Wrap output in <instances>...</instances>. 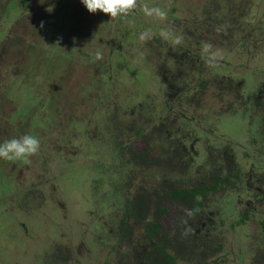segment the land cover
I'll list each match as a JSON object with an SVG mask.
<instances>
[{"label":"flooded vegetation","instance_id":"1","mask_svg":"<svg viewBox=\"0 0 264 264\" xmlns=\"http://www.w3.org/2000/svg\"><path fill=\"white\" fill-rule=\"evenodd\" d=\"M31 1L20 0L12 7V5L8 6L9 0H0V34L5 32L2 37L0 36V107L1 110L5 109L4 112L7 111L10 126L13 127L18 119H11L15 110V100L8 96L6 90L14 78L19 77L35 87H40L42 82L45 84L51 82V85L49 90H44V92L48 91L46 97L39 98L40 102L34 107L33 112L37 116V121H30L29 126L20 119L14 132L12 129L0 131V142L24 135L36 136L40 141L36 157L46 158L50 163L54 157L53 148L48 149L50 153L46 157L44 149L47 147L45 146L47 138L44 136L47 133L57 134L56 138L62 135L65 139L60 145L61 153L69 154V157L71 151L73 154H79L80 150L77 152L73 148L71 150L69 145L74 147L79 135L89 132L86 133L88 131L86 128V131L72 133L74 111L70 110L67 113V122L64 123L60 119L63 118L65 110L60 106L75 107L93 101L89 105H93L104 117L107 113L104 105L109 99L101 88L105 83L108 84L107 90L115 88L121 92L129 91L126 95L122 93L118 103L110 102V105L118 108V113L115 115V131L110 132L113 136L120 137L118 139L121 143L120 147L122 144H127L122 149L119 148L121 160L125 155L132 157V152L127 150L136 151L135 140L140 137L141 142H146V146L144 149L137 146L136 152L149 150L154 154L156 150V153L165 157L169 155L168 149L172 148L173 154H177L173 162L170 160L171 156H168L161 159L162 163H158L159 167L163 168L161 170L166 171L170 177L165 178L163 182L165 186L169 183L178 187L199 186L209 183L208 181L212 179L211 182L217 188L215 192L213 189L210 190L212 191L210 194H196V199L202 207L196 211L182 199L166 197L165 200H161L162 195L154 192L151 194L153 200H150V207H154L153 210H145L141 206V209L129 211L123 208V201L134 197L131 194H123L122 192L128 190V187L123 188L122 183L119 184L120 193L117 201L121 205L118 202L113 214L115 221L116 219L118 221L116 227L117 231H120L118 237L121 235L125 237L120 238L121 242L111 243L116 247L115 251L113 253L105 251L96 264H202V261H209L210 264H264V157L262 156L264 139L258 141L253 138L255 142L252 141L251 146L247 145L237 154L233 150L235 147L233 141L225 144L226 147H214L212 142L215 143L216 139L213 132L217 130L215 118L220 114L203 115L200 112L203 100L213 96L214 101H217L222 98L221 96L227 95V98H224L225 105L221 107L226 109L224 111L247 109L254 112V116L264 119V79L258 81L257 85L253 84L254 87H250L253 92L250 93L247 89L248 83L241 76L242 69L245 68L244 72H246V67H251L252 54L261 53V47L264 45V33L253 35L251 31L246 30L247 27L241 30V25L246 26L251 23L249 18L251 3L260 12L257 6L258 0H247L242 19L234 16L232 9L230 14H227V8L223 9L218 0H206L196 7L193 17L190 18L188 13L185 16L176 15L171 1L161 0L167 6V9L164 5L162 7L167 15L162 18L164 22L158 27L164 28L166 25L164 23L173 22L171 26L177 28L176 32L181 30L176 36L165 34L167 31L163 32L164 36L160 34L164 41L163 46L156 37L157 43L152 42L154 41L152 36L146 35L144 38L150 50L148 89L155 79L159 78L167 89L165 101L160 99V96L153 101L151 96L155 93L151 92L150 98L145 95L143 100L138 101L137 98L142 93L138 92L136 86L127 85L128 79H122L120 75L124 70H117L112 64L114 57L120 56L123 65L124 62L127 63L128 58L135 56L131 48L136 46V39L140 36L137 33H145L147 28L141 23L144 20L142 8L145 4L156 7L159 0H149V2L138 0V7L131 14L114 19H108L109 15L99 10L97 11L99 17L92 18L93 13H89L84 6L69 9L68 14L72 10L71 14L74 15L76 23L70 29L69 38L66 39L67 45H63L61 51L57 46L59 37L55 38V35H58L55 33L56 14L60 6L53 0L48 3ZM36 1L41 5H37ZM44 4L49 5L41 9ZM86 17L91 18L92 23H86ZM147 17V23L152 29L156 24ZM46 18L48 20L45 21ZM95 18L98 19L96 23H94ZM16 20L20 21V32L12 36L10 34L12 23ZM106 20L108 22L101 25L102 21ZM123 20L126 24H123ZM138 22L141 25L138 26ZM110 25H114V31L103 34L104 29L109 31ZM165 43L168 44L167 47ZM221 45H227L228 53L235 52L236 58L233 60L219 58ZM55 55L61 56L60 74L58 77L52 76V79L47 81L49 74H44L43 67L47 65L52 72ZM246 55L249 60L247 66ZM237 59H241L244 66L241 70L236 63ZM12 61L15 64L13 67ZM123 67L126 68L127 65ZM220 67L223 78L219 77ZM101 69L102 72H99ZM126 72L132 73L131 79L135 78L133 71ZM236 73L240 74L242 81L230 82L226 87L222 82L225 76L232 79ZM96 78L97 86L90 93L86 87ZM203 79L209 80V83L203 84ZM241 88L246 98H239ZM64 90H72L78 97L69 98ZM203 90L205 93L202 92ZM75 99L79 101L75 102ZM158 106H161V109H158ZM191 106H194L193 113L190 112ZM136 117L137 120H134ZM60 124H63L61 129ZM85 125L87 127L88 122ZM126 126L134 135L130 143L126 140L123 142L125 137L127 140L129 137L124 134ZM28 127L30 131H27ZM259 130L260 127H257L256 131ZM141 131H143L142 135ZM262 132L264 133V127ZM260 137L264 138V136ZM170 138L174 141L169 142ZM50 144H53V140H50ZM201 146L202 152L206 154L204 157L208 153L213 156L211 164L204 163V160L196 162L194 154ZM110 148L111 144L107 149ZM223 148L226 150L220 153ZM105 152L102 154L104 155ZM69 157L66 160L70 161ZM137 159L138 156L135 155V160ZM7 161L5 164H10V161ZM13 161L17 162V160ZM134 165L135 162H132V166ZM209 165L214 169L215 176L223 172L222 168L226 167L229 178L225 186L219 189L217 177L209 179L203 176L204 169ZM148 168L150 165H145L144 169ZM182 168L195 170L197 174L187 177L186 172H182ZM146 196L150 197V193ZM226 197L231 199L227 213L219 210ZM159 202L164 210L157 209L156 205ZM127 214L130 217H127ZM145 214L147 217H144ZM110 216L111 214L107 218ZM103 217L106 219L105 215ZM138 218H142V221ZM150 223H152L151 227ZM123 230L127 234L123 233ZM209 244L212 247H209ZM79 260L81 261L80 258Z\"/></svg>","mask_w":264,"mask_h":264},{"label":"rangeland","instance_id":"2","mask_svg":"<svg viewBox=\"0 0 264 264\" xmlns=\"http://www.w3.org/2000/svg\"><path fill=\"white\" fill-rule=\"evenodd\" d=\"M19 1L20 0H9L10 3H8V6L12 5V7H14L13 4L18 3ZM38 1L42 3L52 2V0ZM53 1L57 3L56 5L60 6V10L56 9L58 11L56 14L57 19L55 22V33L58 35H55V38L59 37L57 46H59V49L61 51L62 46L67 45L66 39L69 38L68 33L70 29L76 23L74 15L71 14L72 10L69 12V14L68 10L73 9L77 6L83 7V4L80 2V0ZM170 1L172 9L174 10V13L176 15L179 14L180 16H185L188 13V16L190 18L193 17L196 7L203 4L206 0ZM31 2H34V0H32ZM36 3L39 6L41 5L37 1ZM187 3L188 5H186ZM229 3L230 6L232 5L234 8H236L241 5L242 1L233 0L229 1ZM49 4H44V7L42 5L41 9L47 7ZM166 4L169 5L168 2H166ZM163 5L165 8L167 7L163 3V1L159 0V2L157 1L156 7H160L162 9ZM257 6L260 11L262 10L263 14L264 0H258ZM55 7L58 8V6ZM97 16L98 12L91 15L92 18ZM259 16H261V14ZM142 17L144 18V20L141 23L148 29L147 31H145V33L150 37H154V41H152L153 43H157L155 35H163L164 31H167L165 34L174 36L177 35V28L171 26L173 25V22H166L164 23L166 24L165 27L160 28L158 26L160 25V23L164 22V19L156 16L147 17L144 13ZM146 17L150 21H153L156 26L150 29V24L147 23ZM47 18L45 19V21L48 20ZM107 18L110 19V15L107 16ZM90 19L91 18L86 17V23H92ZM96 22H98V19L95 18L94 23ZM107 22L108 20L102 21L101 25H105ZM141 23L138 22V26L141 25ZM12 24L10 34L14 36L16 32H20V21L16 20ZM123 24H126L125 20H123ZM174 24H176V22H174ZM108 28L109 31L104 29L103 34L112 33L114 31V25H110L108 26ZM4 33L5 32H1L0 36L2 37ZM141 33L143 32L137 33V35L139 36ZM144 40L145 39L141 40L140 36L136 39L135 48H131V51L135 56L131 57L130 59L128 58L127 63H123V65H127L126 68H122L123 65L121 64L122 59L120 58V56L114 57L112 59V64L114 65L115 69L124 70V73H121L120 75L122 76V79H128L127 85L136 86L138 88V92L142 93L137 98L138 101L143 100L145 95L149 96L148 98H150V92L155 93L151 96L153 98V101H155L157 99L156 97L158 96L161 97L160 99L165 101V96L168 94L167 89H165L163 81H160L159 78H156L155 82H153L152 86H149L148 89V85H150V82L148 84V81L150 79V65L148 64V59L150 58V50L149 46H147V41ZM261 51L262 55H257L256 58L251 59V67H246V72H244L245 68H241L242 79H244L248 83L247 89L250 93L253 92V89L250 90V87L253 88V84L257 85L258 81H262L264 79V69H261L264 67V45L261 47ZM108 54L109 53H107V55ZM234 55H236L235 52L228 53V50L226 52V50L223 48H221L218 54L219 58H228L231 60L236 58V56ZM248 62L249 60L246 55V66L249 65ZM13 65L15 64L12 61L11 66L13 67ZM61 65L62 60L60 55H55L54 57V66L52 67V72H50V69L49 67H47V65H44V74H49L47 81L52 79V76H59ZM126 71H133L135 73V78L131 79L132 73H128ZM99 72H102V69ZM101 79L105 80L104 77H101ZM50 83L45 84L42 82L40 84V87H35L28 84L27 82H24L19 77L17 79L14 78V81L10 83L6 90H8V96L15 100V110L13 111L11 119H18H16L13 127L10 126L7 120V111L4 112L5 109L1 110L0 107V131L12 129V131L14 132V130L18 127L20 119L25 123H28L29 126L30 121H37V116H35L33 112L34 107L40 102L39 98L42 99L43 97H46V92L48 93V91L44 92V90H49L51 85ZM97 83V78L91 80L86 87V89L89 90L88 92L91 93L97 86ZM101 88L105 92L108 88V84L104 83L103 87L101 86ZM107 91L108 98L110 99L111 103H118L122 96V93L123 95H126L129 92L127 90H123L122 92L117 91L115 90V88H109ZM63 92L69 98L78 97V95L72 90H64ZM221 97L222 98L218 99L217 101H214L213 96H210V98L207 100H203L202 110L200 111L203 113V115L220 114L219 117L215 118L217 130L213 132L215 134L216 145L222 146V144L233 141V144L235 146L233 150L237 154L240 153L239 151H241V149H244L247 145L251 146L252 141L255 142L253 138H256L258 141H262L264 138L260 136H264V133L262 132V129L264 127V119H261L259 116H254V112H252L251 110L248 111L247 109L243 111V109L237 108L238 110L224 111L226 109L224 107L221 109V107L225 105L224 98L226 99L227 95H225V97ZM78 101L79 99H75V102ZM108 102L109 101L107 100L104 105V108L106 109ZM92 103L93 101L86 104L75 105V107L73 105L60 106V108L65 110L62 115L63 118L60 119L63 120L64 123L67 122V113H69L70 110L74 111L73 115L75 118L74 123L72 122V133H75L76 131H86V128L88 130L86 131V133L89 132V134L79 135L78 139L74 142V147H72L71 144L69 145L71 150L72 148L76 152L80 150L79 154H73L71 151L69 157V154L65 155L61 153L60 145L64 142L65 139L62 137V135L56 138L57 134L51 135L50 133H47V135L44 136L45 138H47V142L45 143V146L47 147L44 149V152L47 157V154L50 153L48 149L53 148L54 156L53 160L50 162H53L50 169H47L45 171L42 170L43 165L41 164L44 162V159H41L35 166H27L24 168L25 171L22 170L21 166L23 167L25 163H28L27 161L31 158V155L27 158L18 159L17 162L11 160L10 164L8 165L5 164V162H8L7 160L0 159V264H59L58 260L53 259V255L58 254L60 250L64 251L65 247L61 245L56 247L53 245V243H51L53 245L51 246L49 244L50 240L47 234H52L54 231H57L58 234L59 229L72 230L73 233H76L79 236H81V234L85 235L88 244L93 243L95 241L94 232L100 231L99 223L97 224V230L94 227V222L97 223L99 215L98 211L101 208V203L102 207L104 206L103 200L105 196H109L115 193L117 189L115 180H118L120 184L122 183V187H127V184L129 183L131 177V173L128 171V169L131 167L129 165L121 166V164L124 163V160L129 155H125L123 160H121L120 153H118L117 155L114 154V157L108 155V151L114 146H112L110 149H107L109 144H121L120 142H118V139H120V137L113 136V133H110L111 128L114 127V124H111V128L109 126V117H115L116 113H118V108L110 105L107 114L103 117L102 113L99 114V111L96 110L93 105H89ZM158 109H161V106H158ZM194 111V106H191L190 112L193 113ZM93 113H95L96 116H93ZM103 118L104 121L101 122ZM134 120H137V117L134 118ZM87 122L88 126L86 127L85 123L87 124ZM257 127H260V130L258 132L256 131ZM125 128L126 132H124V134L130 135L131 130L127 126ZM27 131H30L29 127L27 128ZM91 137H93L94 139L92 140ZM50 140H53V144H50ZM135 141L136 151L138 150L137 146L140 149H144V147L146 146V142H141L140 137ZM225 141L227 142L225 143ZM202 146L200 148H197L198 151L194 154L197 163L207 158L204 157L205 155L202 152ZM249 149L250 148H248V150ZM103 152H105L104 155L102 154ZM262 156L264 157V155ZM68 157L69 159H71L70 162L66 161L62 163L60 161L66 160V158L68 159ZM19 162L24 164L20 166L18 165ZM116 164H118L120 168H116ZM53 165L55 166L53 167ZM32 169L34 170L32 171ZM211 169L212 168L210 167V170ZM34 171L35 175L33 173ZM44 173L55 176V179H53V181L51 182V193L50 195H47V198L51 201V206L41 211H36V215L33 216V211H28L29 215L24 212L29 204L26 205L24 210H19L14 207L12 209L13 204L6 203V201H9L10 193H12L13 191L11 190L12 183L16 182L17 177H21L25 174V176L28 178L27 182L31 184V181L34 179L36 181L37 177L38 180H41L43 182L44 180L42 179L46 178L42 177L43 175L45 176ZM39 174H41V176H39ZM124 177H128V179ZM29 192L30 186H27V184H25L24 189L21 190L19 195L16 197L17 201H21ZM220 193L221 191H219L218 194ZM34 195H31L30 199L34 200ZM30 199L29 201H31ZM229 200L231 199L226 197L223 201L224 204L222 206H219V210H224L227 213L230 209ZM6 209L11 211H7ZM113 212L114 210L112 211V213ZM100 214L107 217L110 213ZM62 237L64 238V240H66L67 235H64ZM60 239L61 237H58L54 240L59 241ZM88 244L79 246V253L83 254L86 250L85 247H87ZM82 256L84 261H80L79 259H77L76 262L80 261V264H96L98 260V255H94V257L90 259H88V255H86L85 253Z\"/></svg>","mask_w":264,"mask_h":264},{"label":"trees","instance_id":"3","mask_svg":"<svg viewBox=\"0 0 264 264\" xmlns=\"http://www.w3.org/2000/svg\"><path fill=\"white\" fill-rule=\"evenodd\" d=\"M220 5H222L221 7H223V9L227 8V14H230L231 12V8L233 11L234 16L238 17V19H242L243 15V10L245 9L246 5L245 3L247 2V0H238V1H242L241 5L239 7L234 8L232 5L230 6L229 1H233V0H218ZM231 7V8H230ZM211 7L208 8V10H210ZM249 18L251 20V23L249 25H241V30L243 29V27H247V31H251V33L253 35H258L261 33H264V8H263V14H262V10L260 12H258L255 7L254 4L251 3L249 5ZM261 14V16H259ZM99 17V16H97ZM263 18V19H262ZM148 29L146 28L145 31H147ZM240 30V33L242 34ZM181 31V30H180ZM180 31H178L177 33H179ZM183 32V31H182ZM239 32V30L237 31V33ZM155 37L157 38V40L159 42H161L162 46H163V39L161 38L160 35H155ZM168 44L165 43V47H167ZM221 48L225 49L227 52V45H221V47L219 46V51L221 50ZM255 55V54H254ZM252 54L251 59L256 58L257 55H262L261 53H258L257 55H255V57ZM243 59V58H242ZM262 62V61H261ZM236 63L239 64L240 66V70L243 67L242 63H241V59H237ZM240 74L236 73V75L234 76V78L230 79L228 76H225V78L223 79V83L224 85L227 87V84L230 82H239L242 81V79L239 77ZM219 77L223 78V73L220 67V72H219ZM209 83V80H202V83L205 84ZM224 86V87H225ZM203 93H205V90L202 91ZM108 98V97H107ZM239 98H246V94L243 92V89L241 88V93L239 94ZM108 104H107V111L110 108V99H108ZM63 124H60V129L62 127ZM112 127V126H111ZM110 127V128H111ZM110 130V129H108ZM111 131L114 132L115 131V125L113 128H111ZM140 134H143V131L140 132ZM210 134V133H209ZM134 139V135L130 134L127 140V137L124 138L123 142L126 140L130 143V139ZM169 142L174 141L173 138L168 139ZM119 142V141H118ZM227 141H225L226 143ZM214 145V147H226L225 144H222V146H218L216 145V142H212ZM227 144V143H226ZM127 144H122L121 147L119 146V144H111L112 146H119V147H113L112 149H110V151H108V155H111L114 157V154H118L119 152V148L122 149L123 147H125ZM226 149L223 148L221 149L220 153H223ZM127 151L132 152V157L130 158V155L126 157V159L124 160V163L121 164V166L123 165H129L131 168L128 169V171L131 173V177H130V181L128 183V190L123 191V194H131L134 198L132 199H125L123 201L124 204V209H127L129 211L131 210H135V209H141V206L144 207L145 210H153L154 207H150V200H153V197L151 196V194L154 193H160L162 195L161 200H165L166 197L169 198H179L182 199L185 203L189 204L194 211L202 209V207H200L199 205V201L198 199H196V194H210L212 191L210 190H214V192L217 190L216 186L213 185V183L211 182L213 177H217L218 178V188L220 189L222 186H225L224 184L227 183L229 175H227V169L226 167L222 168L223 172L219 173L218 176H215L216 173L214 172V169L210 170V165L208 168L204 169L203 171V176L208 177L210 180L208 181L209 183L207 184H202V185H196V186H172L170 185V183L165 186L163 184V182L165 181V178H168V173H166V171L161 170L163 169L161 166L159 167L158 163H162V158L170 157V160L173 162V160H175V158L177 157V154H173V150L172 148L168 149V154L169 155H165V157L158 155V153L154 152V154L151 153V151L146 150L143 152H136L135 150H130L128 149ZM135 155L138 156L137 161L135 160ZM206 155V154H205ZM37 154H32L31 158L27 161L28 163H25V165H23V167L21 166L24 163H18V165L21 166V169L24 170L25 167L27 166H31V165H36L42 158L41 157H36ZM46 156V155H45ZM206 160H204V163H209L211 164L212 161V157L211 154L206 156ZM44 162L41 164L43 165V171L50 169L52 163H49L47 161L46 158H43ZM123 160V159H122ZM62 163L69 161V160H60ZM70 162V161H69ZM132 162H135V165L132 166ZM151 162H153V165L151 166ZM149 164L150 168L148 169H144L145 165ZM221 164V163H220ZM222 165V164H221ZM55 165H53L54 167ZM38 167V166H37ZM116 168H120V166L118 164H116L115 166ZM34 169H32L33 171ZM210 170V171H209ZM25 171V170H24ZM209 171V172H207ZM182 172H186V176H195L197 174V171L195 170H191V169H186V168H182ZM35 175V171L33 172ZM45 176L43 175L42 177L45 179L43 182L41 180H38V177L35 181L32 180L31 184L27 182V177L25 176V174L21 177H17L16 178V182L12 183V188L11 190L12 193H10V197H9V201H6V203H11L12 205V209L17 208L19 210H24V208L26 207V205L29 204V206H27V209H25V213L27 215H29L28 211H33V216L36 215V211H41L49 206H51V201L47 198V195H50L51 193V182L53 181V179H55L54 175H49L44 173ZM39 176H41V174H39ZM48 176H52V177H48ZM171 176V175H170ZM177 176V174L175 175ZM126 179H128V177H124ZM120 179V176H119ZM11 183V182H10ZM115 183L117 185V189L115 191V193L109 195V196H105L103 203L104 206L102 207V203H101V208L99 209V215H98V219H97V223L94 222V227L97 229L98 228V223L100 226V231H95L94 232V236H95V241L93 243L88 244L86 236L81 234V236L77 235L76 233H73L72 230H62L59 229V233L57 234V231H54L52 234L49 233L47 234V236L49 237V244L51 246H64V251L60 250L58 252V254H54L53 255V259L58 260L59 264H79V261L76 262L77 259H81L83 260V256L84 253L86 255H88V259L93 258L94 255H98L97 259L100 258V256L106 251H109L110 253L115 251V246L112 245L111 243L114 242H121L120 238H124V235H121L118 237V233L120 231H117L118 229H116V227H118V221L116 219L115 221V217L114 214L112 213L113 210H115V208L117 207V204L119 201H117V197L119 196L120 190H118V186H120L118 180H115ZM114 183V185H115ZM25 184H27V186H30V192L26 195V197H24L21 201H17L16 197L19 195V193L21 192V190L24 189ZM124 188V187H123ZM218 189V190H219ZM41 193V194H40ZM150 193V197H147L146 194ZM35 194V195H34ZM34 195V200L30 199V196ZM117 195V196H116ZM29 199L31 201H29ZM24 201V202H23ZM23 202V203H22ZM120 203V202H119ZM125 204L127 206H125ZM149 206V207H148ZM22 207V209H21ZM157 209H162L164 210V207L160 206V202L158 205H156ZM7 210V209H6ZM7 211H11V210H7ZM104 212H111V216L110 217H106V219L102 216V214L100 213H104ZM31 217V216H30ZM127 217H130L129 214H127ZM144 217H147V215L145 214ZM105 219V220H104ZM140 221H142V218H138ZM105 221V222H104ZM145 226L147 224L143 223ZM158 225V224H157ZM152 226V223H150V227ZM156 226V225H154ZM98 230V229H97ZM123 233L127 234L126 231L123 230ZM67 235L66 240H64V238L62 236ZM61 237V239L58 240H54L57 239L58 237ZM77 238V240H76ZM53 243V245L51 244ZM85 244H88L85 250V252L83 254L79 253L78 251V247L79 246H84ZM50 246V247H51ZM209 247H212L210 244L208 245ZM208 249H212V248H208ZM207 249V250H208ZM92 250V251H90ZM207 252V251H206ZM206 255V253L204 254ZM205 257V256H204ZM203 257V259H204ZM87 259V260H88ZM84 261V260H83ZM202 264H210L209 261H202Z\"/></svg>","mask_w":264,"mask_h":264},{"label":"clouds","instance_id":"4","mask_svg":"<svg viewBox=\"0 0 264 264\" xmlns=\"http://www.w3.org/2000/svg\"><path fill=\"white\" fill-rule=\"evenodd\" d=\"M89 13H96L98 10L109 14L111 18L123 17L131 14L138 7V0H80ZM142 11L147 16L164 18L167 13L160 7H149L145 4ZM146 33L140 34V39L145 38ZM40 148V141L36 136L24 135L19 138H12L0 143V159L18 160L35 154Z\"/></svg>","mask_w":264,"mask_h":264},{"label":"crops","instance_id":"5","mask_svg":"<svg viewBox=\"0 0 264 264\" xmlns=\"http://www.w3.org/2000/svg\"><path fill=\"white\" fill-rule=\"evenodd\" d=\"M103 91V90H102ZM106 92V93H105ZM104 93L106 94V97H108V91L106 90ZM107 114V113H106ZM93 116H96V114L95 113H93ZM115 118L116 117H109V126L111 127L112 125L111 124H114L115 125ZM102 121H104V118H103V120ZM111 133V132H110Z\"/></svg>","mask_w":264,"mask_h":264}]
</instances>
